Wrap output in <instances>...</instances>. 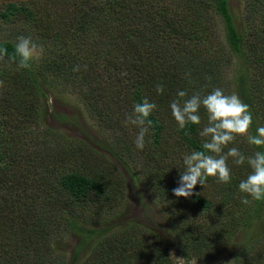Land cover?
I'll return each mask as SVG.
<instances>
[{
	"label": "trees",
	"instance_id": "16d2710c",
	"mask_svg": "<svg viewBox=\"0 0 264 264\" xmlns=\"http://www.w3.org/2000/svg\"><path fill=\"white\" fill-rule=\"evenodd\" d=\"M245 12L244 19L236 17L230 0H0V37L6 34L0 47L9 53L0 60V264H175L171 243L143 225L95 224L88 203L108 193L102 178L81 170L87 156L80 143H86L53 153L76 163L71 170L25 166L22 141L31 131L13 121L47 115L48 83L85 86L92 111L102 106L114 116L121 114L119 103L132 111L145 98L155 103L152 142L168 137L169 146H162L155 164H144L142 179L169 205L173 243L187 258H212L244 231L254 244L241 264H264V231L252 232L263 223L264 201L248 197L244 205L240 199L239 183L251 172L247 162L228 161L227 185L208 178L189 198L172 191L184 170L183 154L202 150L199 131L207 123L202 107L201 125L179 129L170 108L178 91L187 92L185 99L207 95L222 87V70L232 65L233 93L253 115L250 134L264 127V0H245ZM21 35L47 49L30 69L10 59ZM157 84L164 86L162 95ZM233 146L246 157L264 151L239 137ZM172 157L178 167L168 164Z\"/></svg>",
	"mask_w": 264,
	"mask_h": 264
},
{
	"label": "rangeland",
	"instance_id": "374dc122",
	"mask_svg": "<svg viewBox=\"0 0 264 264\" xmlns=\"http://www.w3.org/2000/svg\"><path fill=\"white\" fill-rule=\"evenodd\" d=\"M230 3L235 16L243 15L244 19L245 0H230ZM55 14L57 15L56 11ZM5 35L0 37V41L6 39ZM31 35L34 34L31 33ZM40 49L41 57L43 51L47 49ZM232 70L233 66L228 65L220 75L223 81L221 88L227 89L225 91L227 94L233 93ZM60 84H46L45 99L48 105L46 116L39 115L38 121L35 122L27 119V124L20 119L13 121L15 126H27L26 130L29 128L31 131L25 134L26 137L22 141L24 162L29 170L30 165L41 163L44 167L48 164L57 168L64 165L70 170L76 168V163L71 159L60 161L59 158L54 157L53 153L66 148L68 152H73L75 143L79 144L78 142L82 141L87 145L84 147L80 143L87 158L85 162H81L83 165L81 170L91 173L97 179L102 178L108 193V196L94 198L88 203L89 214L93 215L95 224H118L123 227L127 222H133L143 225L163 241L171 243L168 248L169 258H172L175 264H241V259L245 258L254 244L253 241L244 237V231H239L236 238L230 241L227 250L212 258H187L173 243L177 241V238L169 232L171 228L169 205L155 194L147 179L145 181L142 179L143 174H146L144 164L153 165L158 161L157 153L161 151L162 146H169L165 144L169 141L168 137L162 138L161 144H153L152 128L149 126V132L145 136V147L140 150L134 143L139 130L134 125L125 123L127 116L133 112L131 110L133 108L119 103L116 110L121 114L117 113L116 116L109 115L107 109L102 106L92 111L85 86L78 85L76 89H72L69 84L66 86ZM167 125L170 127L171 122ZM100 146L111 148L114 153L102 151ZM188 149L187 146L181 148L183 152L191 151ZM168 161V164L172 162L178 167L175 158H169ZM164 163L167 164L163 161ZM147 176L151 177L150 174ZM260 230L264 231V220L260 227L258 226L252 232L260 233ZM153 234L150 233L151 238ZM72 241H69L70 245Z\"/></svg>",
	"mask_w": 264,
	"mask_h": 264
},
{
	"label": "clouds",
	"instance_id": "9594fccd",
	"mask_svg": "<svg viewBox=\"0 0 264 264\" xmlns=\"http://www.w3.org/2000/svg\"><path fill=\"white\" fill-rule=\"evenodd\" d=\"M41 55V49L26 36L17 37L14 45V55L10 57L19 68L30 69ZM8 50L0 47V60L8 57ZM79 72L80 66L73 69ZM190 75V74H188ZM5 87L0 80V89ZM157 94L164 93L163 84H157ZM178 99L170 103L171 114L177 122L179 129H185L189 124L201 125L200 109L206 110L207 123L199 131L202 138V150H193L183 156L184 170L180 172L178 187L174 188L176 197L189 198L194 194L196 186H206L208 178H214L217 183L229 184L232 179V170L228 161L237 166L247 162L251 172L239 183L241 203H250L248 197L254 201H264V151H255L251 156H245L239 148L229 147L237 138L246 139L249 145L257 148L264 147V127L256 128V134H250L253 125V115L250 106L244 103L238 94H227L224 89L215 87L207 95L194 93L187 99L185 91H178ZM157 109V105L145 98L134 106V110L127 116L126 124L134 125L139 131L134 141L136 147L143 150L145 136L149 132L152 121L149 119ZM227 149V151H225Z\"/></svg>",
	"mask_w": 264,
	"mask_h": 264
}]
</instances>
